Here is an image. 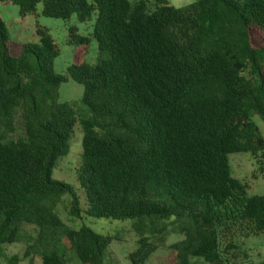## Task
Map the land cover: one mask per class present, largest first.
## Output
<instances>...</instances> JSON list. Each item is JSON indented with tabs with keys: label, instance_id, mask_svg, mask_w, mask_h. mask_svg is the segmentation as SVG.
<instances>
[{
	"label": "trees",
	"instance_id": "16d2710c",
	"mask_svg": "<svg viewBox=\"0 0 264 264\" xmlns=\"http://www.w3.org/2000/svg\"><path fill=\"white\" fill-rule=\"evenodd\" d=\"M41 1L47 17L95 16L92 37L70 27L78 51L66 74L55 71L59 48L38 24ZM0 2L34 16L39 37L11 41L0 14V244L32 224L38 241L61 235L82 264H106L115 237L64 223L56 208L67 194L73 215L133 221L131 264L146 263L156 249L149 234L166 231L172 218L183 235L170 245L172 264H227L241 253V236L264 234V194L249 196L229 163L231 153L248 152L264 173V136L252 118L264 121V0ZM91 38L95 64L84 60ZM69 78L84 86L85 116L59 101ZM78 121L83 203L52 177ZM42 264H66L64 253L45 252Z\"/></svg>",
	"mask_w": 264,
	"mask_h": 264
},
{
	"label": "rangeland",
	"instance_id": "374dc122",
	"mask_svg": "<svg viewBox=\"0 0 264 264\" xmlns=\"http://www.w3.org/2000/svg\"><path fill=\"white\" fill-rule=\"evenodd\" d=\"M194 0H168L170 5L175 7L185 6ZM42 1L37 5L39 16L38 24L48 28L53 41L56 42L60 54L55 59V71L59 74H66L67 69L76 63L77 46L68 43L69 29L71 26L77 28V33L85 37H92L95 16L86 22L79 20L73 15L69 20L47 17L41 14ZM0 14L4 19L10 40L15 43L35 42L39 43V37L35 33V18L32 15L22 17L19 7L12 3L0 2ZM79 49V47H78ZM99 52L95 39L89 41L87 53L84 60L89 64H95L99 59ZM84 86L72 78L62 83L59 90L60 102H73L79 116L88 113L87 107L82 102ZM252 118L260 127L264 136V121L256 114ZM15 137L19 135H14ZM83 132L80 121L77 122L74 133L70 140V150L67 155L62 156L53 168L52 177L72 185L74 191L84 202V193L80 185L78 172L81 167ZM229 163L232 176L240 179L248 185L249 196L264 194V173L258 169L255 158L248 152H234L229 155ZM71 196H64L62 202L57 205L59 217L68 226L79 229L87 225L98 233L115 237L110 244L104 257L106 264H131L128 255L138 247L139 235L133 227V221L116 220L109 218H97L89 216L84 212L80 216L73 215L68 210ZM166 231L157 233L150 237V242L156 246L145 264H172L175 258L174 251L170 245L183 238L182 233L177 229L174 219L165 220ZM163 223L161 225H163ZM39 229L32 224H22L19 240L13 243L0 244V264H11L9 257L18 256L19 261L15 264H42V254L50 250L64 253L66 264H82L67 238L61 235L44 233L41 241ZM241 253L237 257L228 256L227 264H264V234L241 236L238 239ZM31 245L33 250L27 257L24 256L27 247ZM194 264H209L202 258H192Z\"/></svg>",
	"mask_w": 264,
	"mask_h": 264
}]
</instances>
